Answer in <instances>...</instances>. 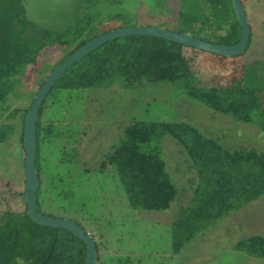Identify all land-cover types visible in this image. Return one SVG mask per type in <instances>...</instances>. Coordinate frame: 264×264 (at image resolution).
I'll list each match as a JSON object with an SVG mask.
<instances>
[{"label": "rangeland", "instance_id": "obj_1", "mask_svg": "<svg viewBox=\"0 0 264 264\" xmlns=\"http://www.w3.org/2000/svg\"><path fill=\"white\" fill-rule=\"evenodd\" d=\"M180 2L103 0L94 9L92 22L98 28H90L89 38L102 35L111 25H155L177 30ZM244 3L252 39L241 57L224 58L186 46L159 44L157 60L149 63L147 58H139V70L126 81H114L107 89L54 90L48 96L39 121L42 119L43 125L54 123L55 142L40 146L37 168L42 167L41 178L47 183L52 176L63 177L67 186H72L70 194L75 195L71 198L78 199L75 205L86 204V209L77 214L55 211L54 215L79 223L95 238L98 264H264V259L234 248L241 240L264 236V197L200 230L180 252H175L174 223L190 205L197 174L183 148L170 136L159 143L167 171L179 189V197L169 211L133 210L114 177V168L100 171L106 157L122 144L126 128L136 121L187 122L228 148L264 152V131L257 125L212 111L187 95V88L244 86L246 80L253 87H262L264 109V0ZM201 26L193 25L195 29ZM70 33L69 40L74 37ZM66 55L59 44L47 47L20 77L17 96L8 98L2 108L25 111L46 76ZM9 114H3L1 122ZM11 141L0 143V221L5 212L26 210L22 197L25 153L20 140ZM44 208L42 212L48 214L47 206Z\"/></svg>", "mask_w": 264, "mask_h": 264}, {"label": "trees", "instance_id": "obj_2", "mask_svg": "<svg viewBox=\"0 0 264 264\" xmlns=\"http://www.w3.org/2000/svg\"><path fill=\"white\" fill-rule=\"evenodd\" d=\"M102 1L81 0L77 19L54 34L40 31L27 21L21 0H0V109L8 98L17 96L20 77L28 66L36 64L47 47L59 44L67 53L52 68L54 71L67 57L100 36L89 38L90 28H98L92 22L93 12ZM180 1L178 29L174 32L214 44L239 42L242 30L230 0ZM196 23L202 24L201 28L195 29L193 25ZM117 28L111 25L104 33ZM70 32L74 36L71 40L67 36ZM164 43L172 42L131 36L107 43L68 70L48 96L54 90L107 89L114 81H126L139 70L138 59L147 58L149 63L157 60L155 52L160 49L159 44ZM157 77L154 78L159 80ZM261 91V86L253 87L245 80L244 86L187 88V95L212 111L229 115L238 122L255 124L264 131ZM30 107L25 111L2 108L3 114H10L5 122H1L5 115H0V143L20 140L23 144L25 118ZM41 120L38 118L37 122L36 167L40 146L55 142L54 123L48 121L43 125ZM165 136H170L183 148L197 174L190 205L174 223L175 252L178 253L200 230L264 197V152L254 148H228L187 122L136 121L126 128L122 144L106 157L100 168L102 173L109 166L114 168V177L133 210L166 212L179 197V189L167 171V163L159 149L160 139ZM155 140H159L158 144L152 148ZM40 168H37L40 187L36 195L40 213L55 217V211L69 215L86 209L84 203L75 205L78 199L71 198L75 195L74 192L70 194L72 186L68 187L63 177L52 176L47 183L42 181L43 169ZM67 177L72 178V175ZM56 203L63 204L56 207ZM44 206H47L48 214L42 212ZM234 248L251 257L264 259V236L241 240ZM86 255L83 241L68 231L34 223L26 210L23 213L5 212L1 218L0 264H85Z\"/></svg>", "mask_w": 264, "mask_h": 264}, {"label": "water", "instance_id": "obj_3", "mask_svg": "<svg viewBox=\"0 0 264 264\" xmlns=\"http://www.w3.org/2000/svg\"><path fill=\"white\" fill-rule=\"evenodd\" d=\"M230 2L242 30L241 38L236 44H214L155 25L120 27L92 39L75 51L50 73L37 92L27 112L23 130V149L25 153L23 194L26 212L34 223L68 231L83 241L87 250L85 264H98L95 239L79 223L67 218L49 217L40 213L37 209L36 195L40 187V177L36 167L37 122L44 101L57 81L74 65L105 44L131 36L162 39L224 58L243 56L251 43L252 28L243 1L230 0ZM21 4L27 21L34 28L49 33H58L71 25L77 19L81 8V0H21Z\"/></svg>", "mask_w": 264, "mask_h": 264}, {"label": "flooded vegetation", "instance_id": "obj_4", "mask_svg": "<svg viewBox=\"0 0 264 264\" xmlns=\"http://www.w3.org/2000/svg\"><path fill=\"white\" fill-rule=\"evenodd\" d=\"M242 1H243V4L245 5L244 0H242ZM244 7H245V6H244ZM246 13H247V11H246ZM103 34H104V33H103ZM50 73H51V72H50ZM50 73H49V75H50ZM49 75H48V76H49ZM48 76H47V77H48ZM45 80H46V78H45ZM45 80H44V82H45ZM44 82H43V83H44ZM42 85H43V84H42ZM42 85H40L39 88H41ZM38 91H39V90H38ZM38 91H37V92H38ZM37 92H36V94H37ZM36 94H35V96H36ZM34 98H35V97H34ZM32 103H33V102H32ZM31 105H32V104H31ZM88 233H89V232H88ZM89 234H90V233H89ZM90 235H91V234H90ZM91 236H92V235H91ZM92 237H93V236H92ZM93 238H94V237H93ZM94 239H95V238H94ZM95 241H96V240H95ZM96 243H97V241H96ZM97 245H98V244H97ZM97 251H98V250H97Z\"/></svg>", "mask_w": 264, "mask_h": 264}]
</instances>
